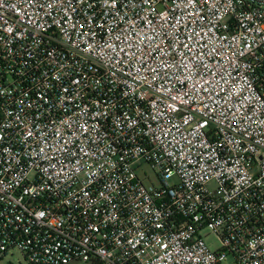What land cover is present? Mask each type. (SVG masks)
<instances>
[{"label":"built area","instance_id":"built-area-1","mask_svg":"<svg viewBox=\"0 0 264 264\" xmlns=\"http://www.w3.org/2000/svg\"><path fill=\"white\" fill-rule=\"evenodd\" d=\"M13 250L264 264V0H0V260Z\"/></svg>","mask_w":264,"mask_h":264},{"label":"rangeland","instance_id":"rangeland-1","mask_svg":"<svg viewBox=\"0 0 264 264\" xmlns=\"http://www.w3.org/2000/svg\"><path fill=\"white\" fill-rule=\"evenodd\" d=\"M138 175L141 177V179L144 181L145 184L150 185H159V180L157 178V175L155 173V170L151 167L150 164L144 163L141 168L137 170ZM172 181H176V178H173ZM207 233V231H205ZM214 240L213 244H211V248L215 249L218 247V242L213 238V239H208ZM29 264L23 255L16 250L10 251L2 260H0V264ZM70 264H86L83 261H76L72 262Z\"/></svg>","mask_w":264,"mask_h":264}]
</instances>
